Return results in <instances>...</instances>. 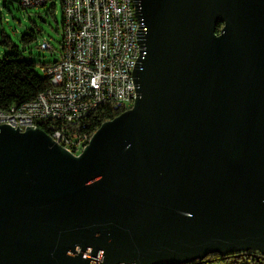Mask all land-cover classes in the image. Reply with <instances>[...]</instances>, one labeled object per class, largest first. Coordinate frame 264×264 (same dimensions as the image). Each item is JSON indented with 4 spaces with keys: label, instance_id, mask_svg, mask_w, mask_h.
Returning a JSON list of instances; mask_svg holds the SVG:
<instances>
[{
    "label": "water",
    "instance_id": "95a60500",
    "mask_svg": "<svg viewBox=\"0 0 264 264\" xmlns=\"http://www.w3.org/2000/svg\"><path fill=\"white\" fill-rule=\"evenodd\" d=\"M134 2L131 109L79 155L0 125V264L264 254V0Z\"/></svg>",
    "mask_w": 264,
    "mask_h": 264
},
{
    "label": "built area",
    "instance_id": "2783aa9c",
    "mask_svg": "<svg viewBox=\"0 0 264 264\" xmlns=\"http://www.w3.org/2000/svg\"><path fill=\"white\" fill-rule=\"evenodd\" d=\"M57 1L64 12L60 57L41 67L51 86L36 98L15 104V112L0 117V124L21 131H46V124H53L54 132H47L52 139L79 155L91 133L76 127L106 104L119 111L131 107L137 95L133 72L141 55L137 54L141 24L134 0H22V4L31 8ZM41 48L52 45L44 40Z\"/></svg>",
    "mask_w": 264,
    "mask_h": 264
},
{
    "label": "trees",
    "instance_id": "16d2710c",
    "mask_svg": "<svg viewBox=\"0 0 264 264\" xmlns=\"http://www.w3.org/2000/svg\"><path fill=\"white\" fill-rule=\"evenodd\" d=\"M10 3L13 4L12 1H10ZM20 4L22 8H28L23 6L22 0ZM50 7L49 12L51 9L53 10L56 5L51 3ZM63 23L64 12L62 27ZM220 28L221 25H218V30H220ZM38 33L39 31L36 29H32L31 32L25 33L22 37L23 42L29 43L33 41L36 39ZM0 44L4 47L13 49L0 56V110H6L15 104H21L36 98L40 92L51 86L49 77L45 73L41 75L37 71V66L39 64L42 67L51 62L25 58L18 46L13 44L11 37L4 32L0 34ZM121 112L122 111L117 110L113 105L106 104L91 113L87 119L76 128L80 131L91 133L89 136H92L102 123L115 118ZM263 260V258L256 256L255 252L249 251L236 252L227 256L211 254L204 260H197L189 264H264Z\"/></svg>",
    "mask_w": 264,
    "mask_h": 264
},
{
    "label": "rangeland",
    "instance_id": "374dc122",
    "mask_svg": "<svg viewBox=\"0 0 264 264\" xmlns=\"http://www.w3.org/2000/svg\"><path fill=\"white\" fill-rule=\"evenodd\" d=\"M12 1L13 4L10 3ZM21 0H0V34L3 32L11 37L14 45L18 46L25 58L54 62L60 57V43L63 11L60 1L51 9V3L46 6L22 8ZM36 29L39 33L36 39L24 43L22 37L25 33ZM48 40L52 49H42L41 44ZM13 50L0 44V56ZM39 74L44 75L41 65L37 66Z\"/></svg>",
    "mask_w": 264,
    "mask_h": 264
},
{
    "label": "bare ground",
    "instance_id": "6f19581e",
    "mask_svg": "<svg viewBox=\"0 0 264 264\" xmlns=\"http://www.w3.org/2000/svg\"><path fill=\"white\" fill-rule=\"evenodd\" d=\"M137 54H141L140 44H138V47H137ZM136 98H137V95H133V101L131 102V107H124L121 109V111L125 112V111L131 109L134 105ZM13 112H15V105L11 106L9 109L0 110V117H10L13 114ZM0 125H2V124H0ZM46 132H54V125L53 124H46ZM92 136H93V134H92ZM92 136H89L88 139L86 140V144L84 146H81V153L88 146ZM63 148H65L67 151L71 152L70 148H68V147H63ZM71 153L76 155V152H71ZM245 252H249V251H245ZM256 256L264 259V255L256 254Z\"/></svg>",
    "mask_w": 264,
    "mask_h": 264
}]
</instances>
